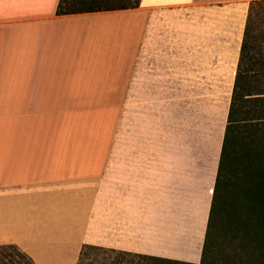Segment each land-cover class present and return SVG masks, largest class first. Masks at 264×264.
Returning <instances> with one entry per match:
<instances>
[{
	"label": "crops",
	"instance_id": "0c3cea01",
	"mask_svg": "<svg viewBox=\"0 0 264 264\" xmlns=\"http://www.w3.org/2000/svg\"><path fill=\"white\" fill-rule=\"evenodd\" d=\"M252 1L0 0V245L199 264Z\"/></svg>",
	"mask_w": 264,
	"mask_h": 264
},
{
	"label": "trees",
	"instance_id": "16d2710c",
	"mask_svg": "<svg viewBox=\"0 0 264 264\" xmlns=\"http://www.w3.org/2000/svg\"><path fill=\"white\" fill-rule=\"evenodd\" d=\"M139 0H117L115 6L103 7V0H58V15L105 10L133 9ZM264 13V0L248 4L235 74L229 98L217 170L208 210L199 264L209 260L214 245L217 223L237 234V263L264 264V68L255 59L254 31ZM264 51V41L260 51ZM259 65L258 67H256ZM233 165L234 181L225 177L227 166ZM84 249H101L82 246ZM128 255V254H122ZM141 259L143 256L128 255ZM160 263L174 264L166 260ZM0 264H34L15 245H0Z\"/></svg>",
	"mask_w": 264,
	"mask_h": 264
},
{
	"label": "rangeland",
	"instance_id": "374dc122",
	"mask_svg": "<svg viewBox=\"0 0 264 264\" xmlns=\"http://www.w3.org/2000/svg\"><path fill=\"white\" fill-rule=\"evenodd\" d=\"M105 1V2H104ZM133 2L134 0H129ZM104 3L101 5L103 7L116 5L117 0H103ZM262 23L259 22L258 27H256L254 31V45L255 48L253 50V54L255 59L262 63L264 58V51L261 54H258L260 51V44L264 41V13L261 17ZM257 65L256 67H258ZM264 68V65H262ZM235 170H233V165H229L225 171V177L230 180V182L234 181ZM217 227L215 229L214 234V247L212 249V253L210 255V261L212 264H236L237 263V234L232 228L226 227L224 221L218 222ZM12 245V244H10ZM19 249V248H18ZM20 250V249H19ZM21 251V250H20ZM33 262V261H32ZM79 264H164L159 262H153L149 260H144L141 258L122 255L117 253H111L101 249H84L81 254Z\"/></svg>",
	"mask_w": 264,
	"mask_h": 264
}]
</instances>
